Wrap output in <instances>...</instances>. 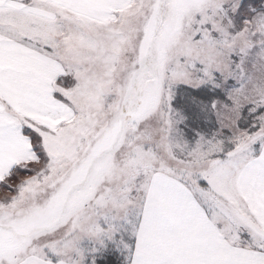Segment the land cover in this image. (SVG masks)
Returning <instances> with one entry per match:
<instances>
[{
    "label": "snow or ice",
    "instance_id": "obj_1",
    "mask_svg": "<svg viewBox=\"0 0 264 264\" xmlns=\"http://www.w3.org/2000/svg\"><path fill=\"white\" fill-rule=\"evenodd\" d=\"M0 264H264V0H0Z\"/></svg>",
    "mask_w": 264,
    "mask_h": 264
}]
</instances>
